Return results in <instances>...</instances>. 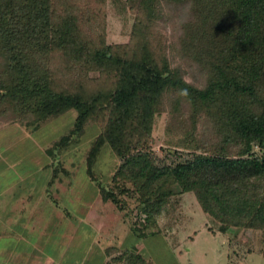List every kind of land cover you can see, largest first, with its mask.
<instances>
[{
	"label": "trees",
	"instance_id": "1",
	"mask_svg": "<svg viewBox=\"0 0 264 264\" xmlns=\"http://www.w3.org/2000/svg\"><path fill=\"white\" fill-rule=\"evenodd\" d=\"M108 1L131 19L123 40L107 39ZM70 109L69 129L45 151L54 161L95 124L85 173L118 204L95 168L112 149V180L138 197L134 227L191 191L217 230L264 234V0H0V118L35 127ZM53 161L54 175L69 173Z\"/></svg>",
	"mask_w": 264,
	"mask_h": 264
},
{
	"label": "rangeland",
	"instance_id": "2",
	"mask_svg": "<svg viewBox=\"0 0 264 264\" xmlns=\"http://www.w3.org/2000/svg\"><path fill=\"white\" fill-rule=\"evenodd\" d=\"M105 12L107 39H125L131 20L128 12L109 1ZM168 33L174 36L178 29L169 23ZM196 73L195 67H189L187 77L198 78ZM75 114V109H70L35 127L0 118V196L27 197L31 207H39L36 214H31L37 223L30 221L25 241L26 248L33 253L39 251L36 254L40 256L35 254V260L28 264L37 260L48 264H100L103 259L114 260L122 249L123 264H264V234L258 229L237 227L217 230L191 191L172 196L155 220L143 228L145 234L134 227L138 197L132 191H119L122 181L112 180L119 163L112 149L103 147L95 168L102 183L118 191V204L103 201L95 182L85 173L84 158L97 133L95 124H88L77 141L57 150L54 161L45 151L67 132ZM166 122L165 113H161L154 126V135L159 138L155 152L159 155ZM51 161L69 173L59 169L54 175ZM67 211L68 220L62 217Z\"/></svg>",
	"mask_w": 264,
	"mask_h": 264
},
{
	"label": "crops",
	"instance_id": "3",
	"mask_svg": "<svg viewBox=\"0 0 264 264\" xmlns=\"http://www.w3.org/2000/svg\"><path fill=\"white\" fill-rule=\"evenodd\" d=\"M38 211L39 207H31L27 197L0 196V264H28L29 260H35V254L39 251L33 253L31 249L26 248L25 234L31 227L30 221L37 223L36 217L31 214H36ZM62 217L68 220L70 212L67 211ZM36 255L40 256V254ZM106 256L109 258L107 254ZM101 261L100 264H104V259ZM48 262L37 260L31 263L48 264Z\"/></svg>",
	"mask_w": 264,
	"mask_h": 264
}]
</instances>
